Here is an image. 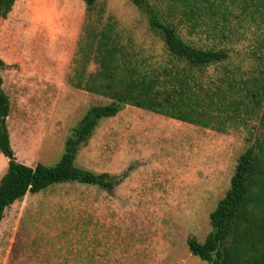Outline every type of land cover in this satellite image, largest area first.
Segmentation results:
<instances>
[{
	"label": "rangeland",
	"instance_id": "obj_1",
	"mask_svg": "<svg viewBox=\"0 0 264 264\" xmlns=\"http://www.w3.org/2000/svg\"><path fill=\"white\" fill-rule=\"evenodd\" d=\"M149 1L178 18L167 12V0ZM110 21L128 49L156 61L164 57L145 13L128 0H97L89 14L80 0H16L0 19V76L10 100L6 125L19 163L55 164L86 110L110 102L74 85L88 32ZM205 27L199 22L189 35L183 24L178 31L197 43ZM233 27L238 34L223 46L233 64L249 69L259 32L252 23ZM93 56L85 78L97 69ZM221 69L209 67L203 76L212 79ZM255 124L224 121L208 129L124 106L99 121L74 164L127 177L112 191L70 182L26 194L4 212L0 264H207L190 254L187 239L203 241L209 233V213L228 190ZM7 161L0 153V178Z\"/></svg>",
	"mask_w": 264,
	"mask_h": 264
},
{
	"label": "trees",
	"instance_id": "obj_2",
	"mask_svg": "<svg viewBox=\"0 0 264 264\" xmlns=\"http://www.w3.org/2000/svg\"><path fill=\"white\" fill-rule=\"evenodd\" d=\"M80 1L89 14L97 0ZM128 1L145 13L148 30L161 42L164 57L156 61L128 49L113 21L101 30L92 28L74 85L110 102L86 110L66 137L55 164L28 166L16 160L6 125L10 100L0 76V153L8 159L0 178V223L9 206L53 184L75 182L105 191L118 186L127 177L125 173L96 174L74 162L99 121L115 117L126 105L208 129L224 121L242 126L255 121L256 133H249L250 144L236 161L230 186L209 213V233L203 241L189 237L187 247L207 264H264V0H167V12L175 11L178 18L167 16L149 0ZM15 2L0 0V19L8 16ZM199 22L206 26L202 31L205 43L185 41L179 26L189 27L192 35ZM243 23L255 24L259 32L260 43L256 42L259 46L253 55L256 63L249 69L233 64L223 46L238 34L233 26ZM91 53L97 69L85 78ZM216 66L222 69L205 79V70Z\"/></svg>",
	"mask_w": 264,
	"mask_h": 264
}]
</instances>
